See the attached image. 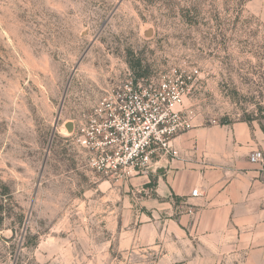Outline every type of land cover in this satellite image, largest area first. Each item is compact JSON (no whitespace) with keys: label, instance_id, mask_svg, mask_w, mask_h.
<instances>
[{"label":"rangeland","instance_id":"374dc122","mask_svg":"<svg viewBox=\"0 0 264 264\" xmlns=\"http://www.w3.org/2000/svg\"><path fill=\"white\" fill-rule=\"evenodd\" d=\"M141 77L178 85L194 129L262 125L264 0H0V264H155L119 245L139 175L76 142Z\"/></svg>","mask_w":264,"mask_h":264},{"label":"crops","instance_id":"0c3cea01","mask_svg":"<svg viewBox=\"0 0 264 264\" xmlns=\"http://www.w3.org/2000/svg\"><path fill=\"white\" fill-rule=\"evenodd\" d=\"M173 145L179 158L139 175L136 197L122 191L119 245L154 250L155 264H264V162L250 161L264 123L193 129Z\"/></svg>","mask_w":264,"mask_h":264},{"label":"built area","instance_id":"2783aa9c","mask_svg":"<svg viewBox=\"0 0 264 264\" xmlns=\"http://www.w3.org/2000/svg\"><path fill=\"white\" fill-rule=\"evenodd\" d=\"M145 80L135 78L105 100L91 129L77 138L81 146L95 150L88 165L101 177L138 176L164 160L178 159L173 141L195 127L194 111L184 106L185 94L178 85L164 82L147 90ZM250 161L264 162L263 152L251 154ZM191 196L200 197L199 189Z\"/></svg>","mask_w":264,"mask_h":264},{"label":"water","instance_id":"95a60500","mask_svg":"<svg viewBox=\"0 0 264 264\" xmlns=\"http://www.w3.org/2000/svg\"><path fill=\"white\" fill-rule=\"evenodd\" d=\"M66 127H67V129H68L69 132H73L75 130V124L72 123V122L71 123H68L66 125Z\"/></svg>","mask_w":264,"mask_h":264}]
</instances>
